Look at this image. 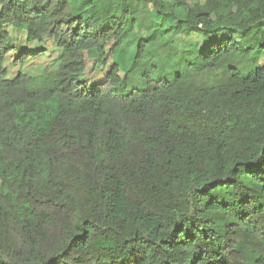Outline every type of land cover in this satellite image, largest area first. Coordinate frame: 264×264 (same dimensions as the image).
Here are the masks:
<instances>
[{"label":"trees","instance_id":"trees-1","mask_svg":"<svg viewBox=\"0 0 264 264\" xmlns=\"http://www.w3.org/2000/svg\"><path fill=\"white\" fill-rule=\"evenodd\" d=\"M0 264H264V0H0Z\"/></svg>","mask_w":264,"mask_h":264},{"label":"rangeland","instance_id":"rangeland-1","mask_svg":"<svg viewBox=\"0 0 264 264\" xmlns=\"http://www.w3.org/2000/svg\"><path fill=\"white\" fill-rule=\"evenodd\" d=\"M18 37H21V35H19ZM21 41L24 42V40L22 38H21ZM134 41L135 40L132 38L129 39L128 42L124 45L122 51L118 52L117 59H118V61H120V63L122 65L126 64L129 60L130 56L132 55V52H133L132 48L134 46V44H133ZM176 42H177V47H178L179 51H183L186 48V45L181 44L177 39H176ZM25 49L29 50V49H31V47L25 46ZM13 57H14V55L11 58H13ZM131 60H132V58H131ZM130 62H129V64H130ZM58 63H59L58 53L56 52V50H54L52 43L48 42V43H46V50H45L44 56H42L40 59H38V61H33V62H30L29 64H25L22 67V72L28 73L31 75H36V74L40 73L45 68L50 69V70L56 69L58 66ZM111 65H112V61L110 60L106 66H102V67L91 66V68L89 67V72L93 75H97L98 73L104 74L109 70ZM18 71H19L18 68H14L12 66L11 67V73H10L9 77L14 78ZM128 87L130 89V85Z\"/></svg>","mask_w":264,"mask_h":264}]
</instances>
